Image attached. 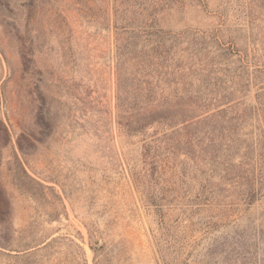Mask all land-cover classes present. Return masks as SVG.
I'll list each match as a JSON object with an SVG mask.
<instances>
[{
	"label": "rangeland",
	"instance_id": "rangeland-1",
	"mask_svg": "<svg viewBox=\"0 0 264 264\" xmlns=\"http://www.w3.org/2000/svg\"><path fill=\"white\" fill-rule=\"evenodd\" d=\"M215 30L240 83L195 148L193 53L210 58ZM117 84L161 123L121 133ZM232 131L233 162L262 176L250 205L203 174L207 136ZM151 135L162 173L134 184ZM17 161L51 190L25 193ZM35 249L36 264H264V0H0V264Z\"/></svg>",
	"mask_w": 264,
	"mask_h": 264
},
{
	"label": "trees",
	"instance_id": "trees-1",
	"mask_svg": "<svg viewBox=\"0 0 264 264\" xmlns=\"http://www.w3.org/2000/svg\"><path fill=\"white\" fill-rule=\"evenodd\" d=\"M116 15L117 18L114 20V28L117 30L119 29V27L116 26L119 15L115 10V17ZM215 31L216 32L212 37L213 52L210 54V58H202L200 56V52L203 51L202 47L205 45L203 43H201V49H196V52L193 53L197 59L195 62L196 68L199 71L206 73L203 77V81L200 80V78L198 79L200 86H196V88H192L190 90L188 98V116L186 122L188 128L195 130L191 132L192 137L190 139V142L193 143L192 146L195 148H197L200 144V141L197 140L198 138L194 136L200 133V131H197V127L199 128L200 126H205L208 128V131L206 130L204 136L207 133L209 135L212 134V137L215 136L217 138V135H215L216 132H219L217 122L219 119L227 117V109H225L224 106L234 100V97L238 92L237 86L239 87L240 83L239 76L237 74L229 75L225 73L228 66L225 61L228 60V57H232L237 54V45L233 38H228L226 42L220 40L222 39V35L220 34L221 30ZM218 32L219 34H217ZM222 62L224 64H222ZM223 65L225 67H223ZM208 80H210V82H208ZM226 81H229L230 83L227 87L225 86ZM203 85H205V87ZM208 85L211 86V89H207ZM220 88L223 91H221ZM136 101L137 96L132 98L128 91L125 92L120 84H117L115 104L118 118L117 124L119 131L127 137H131L133 134L139 132H143L144 135V130L148 125L161 123L158 120H154L155 116L153 117L152 115L154 110H150L152 112H148L147 106L138 107ZM148 115H150V119H148ZM230 119L232 118L230 117ZM234 132L232 131V133H228L229 136L227 137V141L229 145L227 142L223 143L222 141L220 146V143L215 146L216 148L214 145L212 146V144H216V141L209 140L210 137L207 136L209 143L207 141V145L205 146L206 149H201L204 155L203 161L206 165V170L203 174L208 185L214 184L220 188H227L229 185L230 188L226 192H231V188H233L235 192V196L233 197H236L238 202L250 205L258 197H260L262 190V176H260V174L258 176H254L253 172L250 170H241V166H243L242 163L235 164L233 162L234 156L230 153V149L232 148L230 147V144L233 143V139L231 137ZM154 136L155 135L149 136V139H145L146 141L142 145L141 162L144 166V172L143 175L140 176L131 174L134 184H155L157 181V175L162 173V164L158 154L160 152V145H158L160 138H154ZM222 151L224 154L221 153ZM243 157L246 158V156ZM16 170L17 174L15 179L20 187H23L25 193L38 198L43 196L44 190H51V188H48L31 178L18 161ZM3 242L4 245L8 246L9 241L7 239L3 238ZM26 246L27 242H25L23 247ZM37 251L38 249H35L22 255L11 256L8 254L7 256L14 258L15 262L13 264H36L39 262V259H31V257L34 256Z\"/></svg>",
	"mask_w": 264,
	"mask_h": 264
}]
</instances>
